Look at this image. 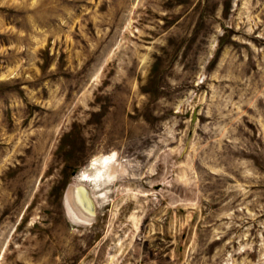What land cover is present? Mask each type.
Wrapping results in <instances>:
<instances>
[{
  "label": "rangeland",
  "instance_id": "374dc122",
  "mask_svg": "<svg viewBox=\"0 0 264 264\" xmlns=\"http://www.w3.org/2000/svg\"><path fill=\"white\" fill-rule=\"evenodd\" d=\"M0 264H264V0H0Z\"/></svg>",
  "mask_w": 264,
  "mask_h": 264
},
{
  "label": "bare ground",
  "instance_id": "6f19581e",
  "mask_svg": "<svg viewBox=\"0 0 264 264\" xmlns=\"http://www.w3.org/2000/svg\"><path fill=\"white\" fill-rule=\"evenodd\" d=\"M109 160H111V158L101 160V162L92 163L90 168L97 169V163L98 164L101 163V167L99 169L98 174H100L102 177H106L107 170L109 169L108 167H106L107 166L106 164L109 162ZM88 180L90 179L83 178V181H88ZM65 197L67 199L66 203L68 206V210L73 215V217L81 223L87 225L92 224L95 216L94 214L95 211L92 205L93 202H90L91 197L89 196L87 191L83 187L77 188L70 186L68 190V194Z\"/></svg>",
  "mask_w": 264,
  "mask_h": 264
},
{
  "label": "water",
  "instance_id": "95a60500",
  "mask_svg": "<svg viewBox=\"0 0 264 264\" xmlns=\"http://www.w3.org/2000/svg\"><path fill=\"white\" fill-rule=\"evenodd\" d=\"M191 119L193 120L194 119V114H192V116H191ZM79 186H77V187H81L82 185H80V184H78ZM82 187H84V186H82ZM85 188V187H84ZM86 189V188H85ZM90 202H92L91 201V199H90ZM93 205V204H92ZM93 208V207H92Z\"/></svg>",
  "mask_w": 264,
  "mask_h": 264
}]
</instances>
